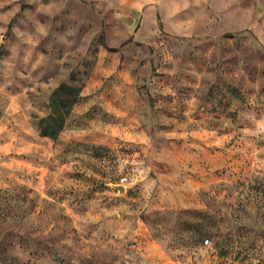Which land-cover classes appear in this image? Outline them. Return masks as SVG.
I'll use <instances>...</instances> for the list:
<instances>
[{
	"label": "rangeland",
	"instance_id": "374dc122",
	"mask_svg": "<svg viewBox=\"0 0 264 264\" xmlns=\"http://www.w3.org/2000/svg\"><path fill=\"white\" fill-rule=\"evenodd\" d=\"M0 264H264V0H0Z\"/></svg>",
	"mask_w": 264,
	"mask_h": 264
},
{
	"label": "trees",
	"instance_id": "16d2710c",
	"mask_svg": "<svg viewBox=\"0 0 264 264\" xmlns=\"http://www.w3.org/2000/svg\"><path fill=\"white\" fill-rule=\"evenodd\" d=\"M64 87H67L70 89L73 88L70 85L61 84L56 89V93L59 94L60 90ZM75 94L76 93H74V97H75ZM74 97L70 98V100H72ZM60 100L63 101V104H65V103L68 104L67 100H63L61 98H60ZM55 110H58V106L55 108ZM55 110L53 108V111L46 118L43 119V123H41V125H40V132L42 134H48V135L54 136L56 134L57 130L60 129V126H61L62 121L64 119V115H62L61 113H58V112L56 113ZM55 123H56V125H55Z\"/></svg>",
	"mask_w": 264,
	"mask_h": 264
},
{
	"label": "water",
	"instance_id": "95a60500",
	"mask_svg": "<svg viewBox=\"0 0 264 264\" xmlns=\"http://www.w3.org/2000/svg\"><path fill=\"white\" fill-rule=\"evenodd\" d=\"M117 187L119 188V190H123L124 189V185L123 184H117Z\"/></svg>",
	"mask_w": 264,
	"mask_h": 264
}]
</instances>
